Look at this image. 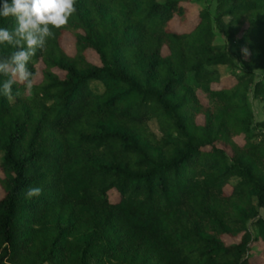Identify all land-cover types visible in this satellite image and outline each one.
<instances>
[{"label": "trees", "instance_id": "obj_1", "mask_svg": "<svg viewBox=\"0 0 264 264\" xmlns=\"http://www.w3.org/2000/svg\"><path fill=\"white\" fill-rule=\"evenodd\" d=\"M75 8L0 95V264H264V0Z\"/></svg>", "mask_w": 264, "mask_h": 264}, {"label": "clouds", "instance_id": "obj_2", "mask_svg": "<svg viewBox=\"0 0 264 264\" xmlns=\"http://www.w3.org/2000/svg\"><path fill=\"white\" fill-rule=\"evenodd\" d=\"M76 0H3L0 17H15L16 27L9 31L0 28V45L16 48L10 57L0 59V75L7 77L0 83V95L13 100V85L24 84L32 87V72L28 64L37 50H43L49 38H54L53 29L67 26L76 12ZM247 55V50H242ZM40 187H31L26 198L39 197Z\"/></svg>", "mask_w": 264, "mask_h": 264}, {"label": "rangeland", "instance_id": "obj_3", "mask_svg": "<svg viewBox=\"0 0 264 264\" xmlns=\"http://www.w3.org/2000/svg\"><path fill=\"white\" fill-rule=\"evenodd\" d=\"M187 7H188L187 15L185 16V20L184 21L180 20V18L178 16H175L170 21V27L173 30H176V31H188L196 23L197 17H198L196 8L192 4H187ZM212 7H214V6H212ZM61 43H62V46L64 47L65 51L68 54H72L74 52V40H73V38H72V36L70 34L64 35V37H62ZM230 50L232 52L233 59L235 61H237L236 52H235V49H234V47L232 45H230ZM88 58L91 61H93V62H98L97 56L93 52L89 53ZM226 75L227 74H225V76ZM38 79H39V76H37L35 78L36 81H38ZM233 81L234 80L232 78H227L226 80L223 81V83L224 84H231ZM92 87H93L94 90H100L101 89V86L99 84H95V83L92 84ZM251 102H252V107H253V110H254V113H255V118L256 119H260L262 117L261 103L258 100H256V99H252ZM149 125H150V127L152 128L153 131L157 132L156 125H155V123L153 121H150ZM226 191L228 192L229 188H226ZM2 195H3V190L0 187V197ZM110 198L113 201L117 200V195L115 193L111 192L110 193ZM251 228L254 231L255 228L253 226ZM260 260L264 261V253L261 255Z\"/></svg>", "mask_w": 264, "mask_h": 264}]
</instances>
